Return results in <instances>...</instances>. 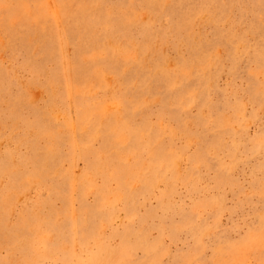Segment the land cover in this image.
<instances>
[{
  "label": "rangeland",
  "instance_id": "rangeland-1",
  "mask_svg": "<svg viewBox=\"0 0 264 264\" xmlns=\"http://www.w3.org/2000/svg\"><path fill=\"white\" fill-rule=\"evenodd\" d=\"M0 264H264V0H0Z\"/></svg>",
  "mask_w": 264,
  "mask_h": 264
}]
</instances>
